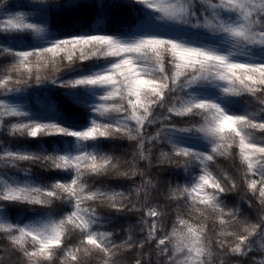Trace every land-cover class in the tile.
Listing matches in <instances>:
<instances>
[{"label":"snow or ice","instance_id":"1","mask_svg":"<svg viewBox=\"0 0 264 264\" xmlns=\"http://www.w3.org/2000/svg\"><path fill=\"white\" fill-rule=\"evenodd\" d=\"M134 3L141 9L126 29L107 32L98 18L93 31L57 35L0 0V35L39 42L0 47L11 58L0 96L49 83L89 114L87 124L72 125L52 99L37 113L0 100V131L38 141L35 151L0 148V168L22 174L0 176V235L20 264H122L124 253L133 264H153V257L155 264H228L264 253V0ZM48 64L68 77L42 76ZM121 139L133 144L130 159L102 143ZM220 158L238 159L239 180L260 208L257 221L226 203L240 184L219 169ZM32 165L57 175L37 182ZM155 168L166 174L170 204L153 202ZM113 179L133 183L114 188L106 183ZM103 208L140 213L141 237L132 226L123 235L110 230L118 221ZM251 260L264 264V256Z\"/></svg>","mask_w":264,"mask_h":264},{"label":"trees","instance_id":"2","mask_svg":"<svg viewBox=\"0 0 264 264\" xmlns=\"http://www.w3.org/2000/svg\"><path fill=\"white\" fill-rule=\"evenodd\" d=\"M10 3L15 5L12 11H24L29 14L34 22H43L48 27L49 31L61 34H71L77 32H90L93 31L98 26V18H103V23L99 24L105 31L110 33H115L119 29H126L132 21L136 19L139 15L140 5L134 3V0H48L47 4H40L34 2V0H10ZM31 36H24L23 38L13 37V36H3L0 35V47H11L19 48L25 47L30 48L34 44H38ZM11 63V58L8 56H0V76L7 74V67ZM86 65H103L105 61L103 59L99 61H88L85 62ZM35 67L33 71H35ZM42 76H47L49 78L53 76H61L67 78L69 73L67 69H62L61 71H55L51 64L46 67H41L40 69ZM15 75V73H13ZM64 89H59L52 86L49 83H43L41 86L28 89L22 94L9 95L7 97L0 96V100H6L9 103H16L29 108L33 113H37L43 110L44 104L47 100L52 99L58 107L67 115L69 123L72 125L83 126L88 123V113L85 108L73 104L71 101L67 100V97L63 95ZM11 119V118H6ZM193 121H199V117L191 118ZM259 135V134H257ZM45 140L51 141L59 139V137H45ZM102 143L108 145H118L119 148L115 149L116 155L123 156L124 159H130L126 155L128 150L132 148V142L127 139L115 140V141H103ZM38 141L32 140L24 137H13L7 134V131H0V148L9 147L13 150L17 148H29L33 151L37 149ZM199 147L200 145H196ZM104 151H109V148H104ZM233 151H238L234 149ZM21 167H29L26 162H19ZM141 166H143L141 164ZM239 166L238 159H219V169L227 171L236 178L237 183L240 184V190L235 193H230L225 197V201L229 207L241 208L242 218H247L248 220L255 222L259 219L260 208L255 203V200L249 193H247L245 187L239 180V173L237 172V167ZM166 167V166H164ZM31 172L34 179L37 182H50L46 181L45 178L49 176H55L56 173H51L45 169L39 167L38 165L31 166ZM16 176L20 177L22 174L15 172V170L10 168H0V176ZM64 175V174H59ZM152 180L157 183V189L153 191V202H162L164 204H170L171 202L166 201L164 198V193L167 188L164 183V176L166 175L162 168H155L150 173ZM107 184L111 187H118L121 185H131L133 181L125 179H113L107 180ZM136 183H139V178L137 177ZM243 197V199H242ZM253 201V206L248 207V200ZM18 208H23L27 212L28 206L20 205ZM38 211H43L37 209ZM102 214H111L115 217L116 221L109 225L110 230L121 231L122 229L129 228L132 226V231L134 236L139 239L141 233L139 229L135 226L140 213H128L127 215L117 216L115 213L107 208L100 209ZM175 213L171 212L169 209V216L166 218V226L171 227V223L174 219ZM13 220L23 219V217H18L12 214ZM208 227L211 229L213 227V222L209 219ZM59 255V254H58ZM264 256V253L254 252L250 254L248 258H237L229 257L228 264H252V257L255 259H260ZM0 257H3L4 264H20V258L17 253L11 252L9 248L8 241L0 235ZM120 260L122 264H133V257L131 254L124 253ZM55 264H59V258H57ZM91 264H100L98 259H92ZM153 264H155V258L153 257Z\"/></svg>","mask_w":264,"mask_h":264}]
</instances>
